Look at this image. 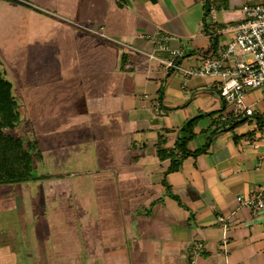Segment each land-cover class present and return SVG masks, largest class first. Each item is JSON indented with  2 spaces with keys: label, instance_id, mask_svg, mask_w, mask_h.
I'll list each match as a JSON object with an SVG mask.
<instances>
[{
  "label": "crops",
  "instance_id": "crops-1",
  "mask_svg": "<svg viewBox=\"0 0 264 264\" xmlns=\"http://www.w3.org/2000/svg\"><path fill=\"white\" fill-rule=\"evenodd\" d=\"M261 3L0 0L11 25L0 58H25L24 71L11 65L19 79L6 70L42 152L36 162L59 153L72 169L43 182L48 212L25 233L15 183L0 184V264H190L197 241L193 264H264V208L237 200L264 202L261 90L247 91L246 115L220 96L218 77L183 72L222 55L242 6ZM172 49L178 69L162 62ZM196 116L186 148L205 150L180 158L176 140Z\"/></svg>",
  "mask_w": 264,
  "mask_h": 264
},
{
  "label": "built area",
  "instance_id": "built-area-1",
  "mask_svg": "<svg viewBox=\"0 0 264 264\" xmlns=\"http://www.w3.org/2000/svg\"><path fill=\"white\" fill-rule=\"evenodd\" d=\"M243 19L234 27V37L228 43L225 51L220 56L205 57L197 68L184 69L186 75H211L220 79L218 89L220 96L226 101L232 102L238 112L246 115L252 114V108L245 103L246 93L252 89H260L264 100V3L245 4L241 8ZM90 32L106 37L103 32L90 29ZM167 36L158 41V49L166 50ZM241 52L240 57L230 65L224 62V58ZM141 52V51H139ZM149 59L155 58L153 53L141 52ZM249 55V56H247ZM180 56L178 50L172 49L168 57L162 62L172 69H178L175 61ZM242 204L257 209L264 208V202L256 197H237ZM218 221L224 222L222 216ZM204 248L201 241L193 244L190 250V264L194 263L197 256Z\"/></svg>",
  "mask_w": 264,
  "mask_h": 264
},
{
  "label": "trees",
  "instance_id": "trees-1",
  "mask_svg": "<svg viewBox=\"0 0 264 264\" xmlns=\"http://www.w3.org/2000/svg\"><path fill=\"white\" fill-rule=\"evenodd\" d=\"M7 72L0 67V184L17 183L29 178L36 161L42 159V152L32 130L28 128L27 131L20 132L22 126L26 127L27 119L21 102V90ZM197 118L196 116L186 121L180 130L175 145L180 151V158L205 150L203 148L190 152L186 148L188 140L194 136L192 127ZM158 154L160 157L165 155L161 150ZM171 161L170 169H176L179 160L172 156Z\"/></svg>",
  "mask_w": 264,
  "mask_h": 264
},
{
  "label": "rangeland",
  "instance_id": "rangeland-1",
  "mask_svg": "<svg viewBox=\"0 0 264 264\" xmlns=\"http://www.w3.org/2000/svg\"><path fill=\"white\" fill-rule=\"evenodd\" d=\"M4 18L10 20L8 16L5 17L4 15L2 17L0 15V36L4 34L3 29H6V31L11 29V25L9 27L2 26ZM0 61L3 64L1 65L0 63V67H3L5 69L7 68L9 72L10 69H12L11 65H14L16 70L21 69L24 71L23 67L21 66L24 63L25 58L23 61V59L20 58L5 59L1 57ZM12 71H13L12 78L14 80L19 79V76L17 75L16 71L14 69H12ZM41 74L36 75L35 78L39 79ZM50 77L51 75L49 73L47 75L42 76V78H50ZM23 84L32 85V82L29 83L28 81H26L23 82ZM26 127L24 129V126H22L20 128V132L21 133L25 132L27 130ZM63 152H65V150ZM51 157L52 160H48V161L45 160V162H36L32 170L31 176L23 181L15 183L14 188H15L16 199L14 201L12 208H15V210L17 211V215L19 216V225L21 226V229L23 230L24 233L30 231L31 226H33L34 222L38 219L39 215L46 214L48 212L43 207L41 200V188L43 182L48 179H55L59 176H62L60 174L63 172L68 174L72 170L70 169L69 164H67V162H64L65 160H63L61 154L56 153V155ZM7 206L9 207V204H7ZM25 238H28V235L25 234Z\"/></svg>",
  "mask_w": 264,
  "mask_h": 264
},
{
  "label": "flooded vegetation",
  "instance_id": "flooded-vegetation-1",
  "mask_svg": "<svg viewBox=\"0 0 264 264\" xmlns=\"http://www.w3.org/2000/svg\"><path fill=\"white\" fill-rule=\"evenodd\" d=\"M7 184V183H6Z\"/></svg>",
  "mask_w": 264,
  "mask_h": 264
}]
</instances>
